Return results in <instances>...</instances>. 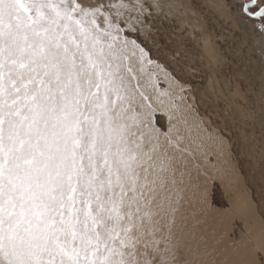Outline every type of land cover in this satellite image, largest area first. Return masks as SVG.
Masks as SVG:
<instances>
[{
    "label": "snow or ice",
    "instance_id": "6c2138e0",
    "mask_svg": "<svg viewBox=\"0 0 264 264\" xmlns=\"http://www.w3.org/2000/svg\"><path fill=\"white\" fill-rule=\"evenodd\" d=\"M173 7L0 0V264H178L186 87L138 40Z\"/></svg>",
    "mask_w": 264,
    "mask_h": 264
},
{
    "label": "rangeland",
    "instance_id": "374dc122",
    "mask_svg": "<svg viewBox=\"0 0 264 264\" xmlns=\"http://www.w3.org/2000/svg\"><path fill=\"white\" fill-rule=\"evenodd\" d=\"M166 2L174 7L138 40L186 87L171 120L157 113L161 131L172 128L191 151L174 187L190 197L197 260L178 264H264V17L242 12L241 0ZM245 2L250 12L264 6ZM241 195L250 208L237 204Z\"/></svg>",
    "mask_w": 264,
    "mask_h": 264
},
{
    "label": "bare ground",
    "instance_id": "6f19581e",
    "mask_svg": "<svg viewBox=\"0 0 264 264\" xmlns=\"http://www.w3.org/2000/svg\"><path fill=\"white\" fill-rule=\"evenodd\" d=\"M179 193H180L182 199H181V202L179 205V212L177 213L178 225H179V227L177 229V236H178L177 258L181 259L183 261H186V262H188V261L195 262L197 260L196 259L197 258V252L194 250L193 246L191 245L192 243H190V241H192V240H188L193 235V231H192L193 222H192L191 210H190L191 203L188 201L189 196L187 195L186 190H180ZM236 201H237V204L239 203L242 206L250 208V203H249V200L247 199V197H244L241 195L238 197V200H236ZM227 259L228 258H222V260H220L219 263L216 262V264H221V263L224 264V263H226ZM233 263H235V261ZM230 264H232V263H230Z\"/></svg>",
    "mask_w": 264,
    "mask_h": 264
},
{
    "label": "water",
    "instance_id": "95a60500",
    "mask_svg": "<svg viewBox=\"0 0 264 264\" xmlns=\"http://www.w3.org/2000/svg\"><path fill=\"white\" fill-rule=\"evenodd\" d=\"M259 12V11H258ZM249 15V14H248ZM252 16H254V17H256V15H252Z\"/></svg>",
    "mask_w": 264,
    "mask_h": 264
}]
</instances>
